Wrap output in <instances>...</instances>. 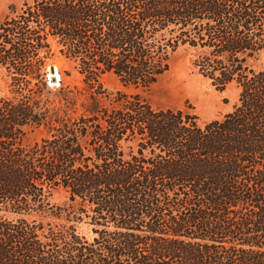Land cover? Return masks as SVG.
I'll list each match as a JSON object with an SVG mask.
<instances>
[{
	"label": "trees",
	"instance_id": "16d2710c",
	"mask_svg": "<svg viewBox=\"0 0 264 264\" xmlns=\"http://www.w3.org/2000/svg\"><path fill=\"white\" fill-rule=\"evenodd\" d=\"M185 46L218 91L240 89L223 119L101 83L151 89ZM55 47L83 87L50 86ZM263 51L264 0L12 7L0 25V264H264V70L250 64ZM59 189L64 206L51 202Z\"/></svg>",
	"mask_w": 264,
	"mask_h": 264
},
{
	"label": "rangeland",
	"instance_id": "374dc122",
	"mask_svg": "<svg viewBox=\"0 0 264 264\" xmlns=\"http://www.w3.org/2000/svg\"><path fill=\"white\" fill-rule=\"evenodd\" d=\"M25 0H0V25L11 15V8H20ZM56 56L49 67L50 86L59 88V82L64 81L71 87H83L84 76L80 74L77 64L59 53L55 47ZM196 52L188 46L180 48L171 58L170 70L163 75L158 83L151 89L125 87L117 77L107 74L102 77L101 83L108 93L115 94L124 91L131 95H139L142 99L151 104L154 109H185L193 108L202 123L213 120H221L227 114L232 113L239 103L240 89L235 85L229 86L225 91H218L210 81L204 79L194 68L193 60ZM251 66L255 70H264V51L253 61ZM54 67L57 82H52L50 68ZM52 77V78H50ZM9 96V87L6 77L0 70V97ZM42 137L41 132L30 133L25 145L33 144ZM52 204L64 206L68 202V193L64 189L53 192ZM9 217V216H8ZM13 218V217H10ZM43 220L45 223L58 222L52 218H40L31 216L29 220ZM78 232L86 239H94L92 227L86 224L78 226Z\"/></svg>",
	"mask_w": 264,
	"mask_h": 264
},
{
	"label": "water",
	"instance_id": "95a60500",
	"mask_svg": "<svg viewBox=\"0 0 264 264\" xmlns=\"http://www.w3.org/2000/svg\"><path fill=\"white\" fill-rule=\"evenodd\" d=\"M56 74H57V73H56L55 68H54V67H51V68H50V75H52V77H53V79H52V82H53V83L57 82V79H56V77H55ZM52 77H50V78H52Z\"/></svg>",
	"mask_w": 264,
	"mask_h": 264
},
{
	"label": "bare ground",
	"instance_id": "6f19581e",
	"mask_svg": "<svg viewBox=\"0 0 264 264\" xmlns=\"http://www.w3.org/2000/svg\"><path fill=\"white\" fill-rule=\"evenodd\" d=\"M57 77H59V75L57 74Z\"/></svg>",
	"mask_w": 264,
	"mask_h": 264
}]
</instances>
